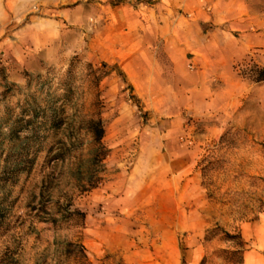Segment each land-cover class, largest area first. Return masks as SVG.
I'll list each match as a JSON object with an SVG mask.
<instances>
[{
  "label": "rangeland",
  "instance_id": "374dc122",
  "mask_svg": "<svg viewBox=\"0 0 264 264\" xmlns=\"http://www.w3.org/2000/svg\"><path fill=\"white\" fill-rule=\"evenodd\" d=\"M75 5L0 22V264H264V0L133 91Z\"/></svg>",
  "mask_w": 264,
  "mask_h": 264
},
{
  "label": "crops",
  "instance_id": "0c3cea01",
  "mask_svg": "<svg viewBox=\"0 0 264 264\" xmlns=\"http://www.w3.org/2000/svg\"><path fill=\"white\" fill-rule=\"evenodd\" d=\"M71 0H6L0 10V22L17 17L43 5H61ZM232 1V0H229ZM228 0H101L87 8L86 2L73 0L75 7L61 6L55 23L89 25L92 40L110 51L104 61L114 64L124 75L130 90L140 84L153 87L154 76L172 72L182 82L191 83L194 74L186 68L187 54H202L209 48L203 40L207 35L222 31L221 24L231 19L227 15ZM99 5V6H97ZM51 20V19H49ZM51 22L49 23V25ZM195 58V57H194ZM167 82V81H166ZM206 86H204L205 88ZM198 95L206 103L205 90ZM203 99V100H202ZM264 245V241L261 242Z\"/></svg>",
  "mask_w": 264,
  "mask_h": 264
},
{
  "label": "trees",
  "instance_id": "16d2710c",
  "mask_svg": "<svg viewBox=\"0 0 264 264\" xmlns=\"http://www.w3.org/2000/svg\"><path fill=\"white\" fill-rule=\"evenodd\" d=\"M116 1L118 3L120 0H116ZM102 64H105V63H102ZM119 73L121 74V78L124 81L123 73L120 70H119ZM253 78H255V80H257V81H263L264 80V67H258L257 70H255ZM129 89H130V86H129ZM50 119H52V123H54V124L58 123V125L60 124V122H58V120L60 118H58L56 112H54V115ZM88 129L91 132V134L93 135L95 142L98 145H100L101 141H102V138L105 135L104 134L103 119L101 117H99L98 119H90L88 121ZM91 187L93 188V186H91ZM243 243L244 242H242L241 238H240V242L238 244V247L239 248H243ZM80 248H81L82 251H85V248L82 245H80ZM238 252H239V250H238ZM238 263H241V261H238Z\"/></svg>",
  "mask_w": 264,
  "mask_h": 264
}]
</instances>
